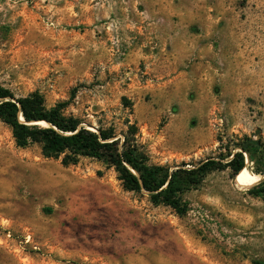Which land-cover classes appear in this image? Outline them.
<instances>
[{
    "label": "rangeland",
    "instance_id": "374dc122",
    "mask_svg": "<svg viewBox=\"0 0 264 264\" xmlns=\"http://www.w3.org/2000/svg\"><path fill=\"white\" fill-rule=\"evenodd\" d=\"M194 2L214 11V0H0V85L15 98L69 101L65 116L115 139L135 126L149 166L219 163L178 216L102 161L64 166L39 144L16 147L0 121V264H264V199L248 193L264 176L225 165L244 138L264 149V0H223L224 29L207 37L178 21Z\"/></svg>",
    "mask_w": 264,
    "mask_h": 264
},
{
    "label": "trees",
    "instance_id": "16d2710c",
    "mask_svg": "<svg viewBox=\"0 0 264 264\" xmlns=\"http://www.w3.org/2000/svg\"><path fill=\"white\" fill-rule=\"evenodd\" d=\"M68 105L69 101H66L48 108L39 93L15 98L0 85V121L10 129L16 147L39 144L44 158L63 155L61 163L64 166L76 164L79 157L102 161L114 168L124 189L144 191L152 204L167 206L178 216L188 211L181 195L196 189L209 172L219 168V163L213 159L192 168L181 165L169 170L149 166L135 139V126L130 125L124 137L117 139L110 130L91 132L80 126L78 119L63 114ZM236 150L225 164L232 176L241 173L247 167V162L253 164L252 172L255 175L264 176V149L259 140L244 138L236 145ZM248 193L264 199V178Z\"/></svg>",
    "mask_w": 264,
    "mask_h": 264
},
{
    "label": "crops",
    "instance_id": "0c3cea01",
    "mask_svg": "<svg viewBox=\"0 0 264 264\" xmlns=\"http://www.w3.org/2000/svg\"><path fill=\"white\" fill-rule=\"evenodd\" d=\"M194 3L196 5V2ZM212 6H215L213 12H209V8L207 7L205 9L202 7L199 8L198 5H196V7L194 8L188 9L184 13L178 11L176 14L179 18L178 21L180 22L182 21L181 23H183V21L186 20V22L189 23L188 25L194 24L202 27V30H200V35H202L203 37H207L212 32L219 33L224 29L222 25V21H224L225 19L224 17L226 15L223 0H214ZM165 16L167 18V15ZM184 29H185V25H183L180 28V30H184ZM200 35L197 34V36ZM209 46H210L209 44L202 45V49L207 50Z\"/></svg>",
    "mask_w": 264,
    "mask_h": 264
}]
</instances>
